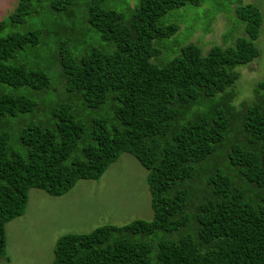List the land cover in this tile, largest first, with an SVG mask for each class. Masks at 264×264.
I'll list each match as a JSON object with an SVG mask.
<instances>
[{"label": "trees", "instance_id": "1", "mask_svg": "<svg viewBox=\"0 0 264 264\" xmlns=\"http://www.w3.org/2000/svg\"><path fill=\"white\" fill-rule=\"evenodd\" d=\"M206 0H17L0 20V256L31 187L96 179L121 152L148 170L153 217L66 233L51 264H264V78L232 104L244 35L157 62L173 10Z\"/></svg>", "mask_w": 264, "mask_h": 264}, {"label": "rangeland", "instance_id": "2", "mask_svg": "<svg viewBox=\"0 0 264 264\" xmlns=\"http://www.w3.org/2000/svg\"><path fill=\"white\" fill-rule=\"evenodd\" d=\"M17 0H0V20L15 7ZM238 3L255 4L261 11L259 53L238 65L232 104L248 102L253 88L264 78V0H206L198 6L174 9L178 30L164 38L157 62L179 53L180 46L193 42L203 51L211 45L233 44L244 35V23L233 7ZM147 169L127 151L120 153L96 179H78L65 193L51 195L31 187L24 212L5 223V252L0 264H51L54 245L66 233H85L104 224L122 225L132 219L150 220L153 209L146 182Z\"/></svg>", "mask_w": 264, "mask_h": 264}]
</instances>
